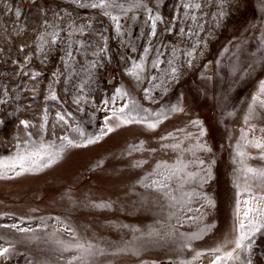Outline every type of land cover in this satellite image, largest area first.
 I'll list each match as a JSON object with an SVG mask.
<instances>
[{
	"label": "rangeland",
	"instance_id": "374dc122",
	"mask_svg": "<svg viewBox=\"0 0 264 264\" xmlns=\"http://www.w3.org/2000/svg\"><path fill=\"white\" fill-rule=\"evenodd\" d=\"M0 264H264V0H0Z\"/></svg>",
	"mask_w": 264,
	"mask_h": 264
},
{
	"label": "water",
	"instance_id": "95a60500",
	"mask_svg": "<svg viewBox=\"0 0 264 264\" xmlns=\"http://www.w3.org/2000/svg\"><path fill=\"white\" fill-rule=\"evenodd\" d=\"M38 1H40V0H24V2H26V4L27 3H30V4H35V3H37ZM109 81V84H113L114 83V81L112 80V79H110V80H108ZM206 259V261H208V258H205Z\"/></svg>",
	"mask_w": 264,
	"mask_h": 264
}]
</instances>
